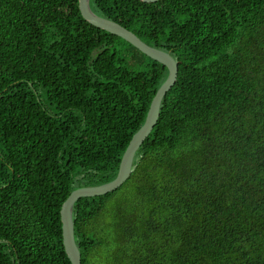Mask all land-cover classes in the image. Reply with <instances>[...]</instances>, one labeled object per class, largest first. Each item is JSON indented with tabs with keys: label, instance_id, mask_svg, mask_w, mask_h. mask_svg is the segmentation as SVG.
<instances>
[{
	"label": "trees",
	"instance_id": "trees-1",
	"mask_svg": "<svg viewBox=\"0 0 264 264\" xmlns=\"http://www.w3.org/2000/svg\"><path fill=\"white\" fill-rule=\"evenodd\" d=\"M178 62L130 177L74 205L82 264H264V0H90ZM169 74L79 0H0V264H72L61 209L116 178Z\"/></svg>",
	"mask_w": 264,
	"mask_h": 264
},
{
	"label": "water",
	"instance_id": "water-1",
	"mask_svg": "<svg viewBox=\"0 0 264 264\" xmlns=\"http://www.w3.org/2000/svg\"><path fill=\"white\" fill-rule=\"evenodd\" d=\"M157 1V0H145ZM83 17L93 25L116 34L140 49L149 57L163 63L169 70L167 79L157 90L144 124L133 135L121 159L118 174L115 179L100 185L83 186L75 189L64 201L61 209L63 241L66 253L72 264H82L81 252L75 238L73 211L75 203L82 197L104 195L119 188L131 175L137 151L151 134L159 116L162 101L167 92L175 85L178 76V62L167 51L154 47L143 41L133 31L120 23L96 14L90 5V0H79Z\"/></svg>",
	"mask_w": 264,
	"mask_h": 264
}]
</instances>
